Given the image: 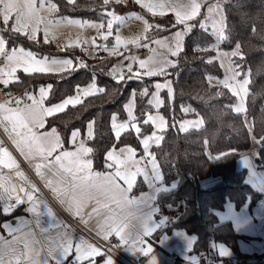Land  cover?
Masks as SVG:
<instances>
[{"label": "snow or ice", "instance_id": "snow-or-ice-1", "mask_svg": "<svg viewBox=\"0 0 264 264\" xmlns=\"http://www.w3.org/2000/svg\"><path fill=\"white\" fill-rule=\"evenodd\" d=\"M70 5L76 6L77 0H67ZM134 3L147 9L153 16L165 14V10H170L175 14V25L183 26L180 30L174 33L170 41L165 42L161 40L155 41L158 45H166L167 50L173 57H179L184 50L183 42L187 33H190L192 25L190 22L200 16L202 8H206V17L203 23L199 24L201 30L207 34L212 35L217 42L214 45L218 52V57L209 58L207 63H213L215 59L223 57L220 61L221 67H224V60H227V69L230 75L223 81L222 85L228 88L232 95L238 98L235 105L231 106L236 114L243 116L244 122L255 144L264 149V137L257 138L254 135V123L249 126L247 123V108L246 97L249 95L248 85L250 84L251 72L240 71L242 65L235 63L232 57H240L243 59L241 51V44L237 43L235 49L231 52H219V44L229 39L228 29L226 27L225 19L219 13L222 12V7L216 5L213 7L208 0H182L178 3H166L165 0H149L143 3L142 0H133ZM45 3L48 4V11H57L58 6L52 3L51 0H0V23L6 26L5 30H0V57L7 60L5 68L0 69V84L7 86L10 83L18 81L19 77L16 75L18 68L26 74H55L66 71L76 70L73 68V59L70 58H38L32 51H26L23 47L9 46V40L14 44L16 37L11 33L23 35L26 38L36 41L37 33L40 31V24L45 23L44 28V42L48 40V25L51 21H45L39 13L44 10ZM121 4L126 5L127 0H103V14L109 19L106 21L107 31L100 32L99 30L105 28V23H91L83 20L67 19L70 25H76L81 28H95L98 30L101 38L105 41L112 35L114 23L123 24L128 18L126 16L117 15L111 9L112 5ZM156 9L161 11L157 13ZM128 16L136 20H142L146 26L147 20L136 13H129ZM11 21L10 28L9 26ZM61 21H57L60 23ZM174 25V26H175ZM8 31V39L3 34ZM252 34L256 33L255 26L251 29ZM146 38V37H145ZM116 48L113 52L123 46L127 47L130 44H138L140 41L126 40L122 41L121 37H115ZM95 45V39L92 40ZM70 47L80 46L79 42H75ZM147 47V45H145ZM107 50V45L104 46ZM194 50H212V49H194ZM177 64L169 59L156 60L149 57L148 60H140L139 67L146 69L144 72H136L134 75L137 78L142 76L166 75L168 67H176ZM79 67H87L86 64L80 63ZM127 71L132 73L131 65L128 66ZM112 75H118L117 83L124 81L125 77L122 73L117 74L116 70H112ZM244 77L243 79H238ZM131 79V76L129 77ZM209 82L213 80L212 77H207ZM157 92L154 94V101L159 107L163 101L159 98V90L168 88L172 93L170 82L161 85L155 84ZM52 90V85L41 86L39 88V97L28 94L27 100L30 103H24L23 98L9 100L5 103H0V126H3L4 131L8 137L19 149L21 154L25 156L30 162H34V167L37 174L44 179L46 185L52 190L54 194L62 199V202L68 205L74 214L81 218L84 223H89L94 218L97 221L98 235H101L106 241L111 236H116L120 243L115 247H123L128 254H139L152 260L154 248L146 238L153 237L154 234L166 222L167 218H162L161 221L155 219L159 208L155 207L157 197L161 192L170 191L175 188V184L169 188L163 185V173L155 159L150 152V142L158 143L163 139L155 132L148 136L142 137L143 150L147 157V162L141 164L146 157L136 159V152L131 147L112 149L106 152L105 161L106 166L110 171L98 172L93 170V160L90 158L93 149L87 147L85 141L78 137L81 136L80 131L73 130L71 132L69 142L75 146V150H65L64 143L60 134L55 128L50 131L41 132L39 129L45 128L46 117L53 116L57 113L65 111L69 106H76L83 103V98L91 97L97 93L105 92V88L99 87L96 83H92L86 87L77 86L75 95L64 98L61 102L46 106L45 100ZM144 94L147 95V89H144ZM135 92H133V97ZM128 122H117L116 114L112 116L111 127L114 129V136L119 140L122 132L127 130H134L140 136L141 126L137 123V117L134 115L132 104L126 105ZM189 111V109H184ZM163 123V117H160ZM144 124L155 123V119L151 114L143 121ZM194 127H200L203 124L202 119L190 122ZM95 121H89L87 124V137L94 139ZM183 131H188L186 124H181ZM230 153H223L215 157L209 154V159H221L224 155ZM258 155V153H257ZM245 167H252V161L248 157L242 159ZM150 165V168H149ZM0 166L5 168H19L12 153L0 141ZM255 175V173H253ZM25 183H28L27 177L23 172H17ZM143 178L147 186L151 188L152 193H141L139 197H132L130 195L138 177ZM122 182V183H121ZM252 183L251 180L246 181ZM159 185V186H158ZM0 201H4L3 207L0 208L3 214H11L15 208L21 204L29 203L31 205L29 211L35 216L40 217L42 213L37 211L41 201H38L34 192L38 191L34 184L31 185V191L28 188L24 189L25 197L21 198L18 190L14 185L6 184L5 177L0 172ZM259 190L264 191V182L261 183ZM15 203H9L11 200ZM250 200V198H249ZM48 215L55 219V215L49 208ZM231 218V217H226ZM37 223L40 220L37 219ZM237 231L246 228L250 223L247 217H237L234 220ZM4 227L8 230L9 235L13 236L12 240H5L0 236V264H49V259L42 255L43 249H36L34 245L37 243L33 238L34 232L22 233L21 235H14L19 232V229H13L10 224H5ZM60 227V225H57ZM41 231L48 232V229L42 228ZM166 237H162V241ZM192 242L189 243L188 248L191 250ZM161 241V242H162ZM22 245V247H21ZM211 247L215 248L217 245L213 243ZM74 251V264H84L87 260L88 264H95V258L105 256V264H116L111 255L101 251V248L89 243L86 240H79L74 244L71 232L59 231L53 237H50L48 244L47 257L55 261V264H64L70 254ZM219 255H231V253L223 246H219ZM190 264H199V257H190Z\"/></svg>", "mask_w": 264, "mask_h": 264}, {"label": "trees", "instance_id": "trees-1", "mask_svg": "<svg viewBox=\"0 0 264 264\" xmlns=\"http://www.w3.org/2000/svg\"><path fill=\"white\" fill-rule=\"evenodd\" d=\"M58 6V16H76L83 19H105L103 0H77L76 6L67 0H52ZM226 15V27L229 39L219 44V48L234 50L237 43L241 44L243 59L232 57L235 63L242 65L240 71L251 72L249 95L246 97L247 114L254 123V135L264 137V0H226L222 7ZM225 19V17H224ZM186 34L184 50L177 57V66L168 67L166 75L142 76L141 78L124 75V81L116 82L110 67L115 56L105 57L88 67L55 74H26L20 71L18 81L10 83L9 89L20 90L29 86H38L52 82V90L46 101L52 103L75 92L77 86L91 81L105 88V92L83 98V103L69 106L65 111L47 118V126L55 127L67 142L73 128L85 130L89 120L95 121L94 139H89L93 149L91 157L94 166L103 169L106 166L105 155L112 146L133 144L142 150L141 139L153 132L152 123L144 124L146 115L153 110L149 103L152 83L155 79L172 77L174 96L170 100L167 90L161 93L164 102L159 110L167 117V127L163 139L153 143L151 149L163 173V182L175 184V188L159 194V201L168 200L177 210L166 225H163L154 236L176 227L184 228L195 236L193 252L210 254L211 245L224 242L233 248L234 257L244 256L238 249V233L231 221H220L216 211L223 209L231 200L240 208L250 198L254 206L263 198V193L247 183V168H239L238 161L241 151L251 145V136L244 118L235 113L233 106L236 97L222 83L209 82L207 77L222 78L224 69L219 59L207 63L209 58L218 57L214 45L215 38L201 30L199 24ZM255 26L256 33L251 29ZM8 39V31H4ZM15 42L9 40V46L20 45L33 50L38 55H55L65 52L56 51L51 42L45 43L41 38L38 43L23 35L11 33ZM73 48V47H71ZM212 49V50H194ZM147 89L148 94H144ZM135 92L134 112L141 126L138 136L134 130L122 132L119 140L114 136L111 127V116L116 114L119 119L127 118L125 104ZM186 106L191 111H184ZM192 114L201 115L203 124L200 127L183 131L177 121ZM230 153L221 159H209ZM257 166L264 173V149L259 147L256 156ZM209 176H219L215 183L203 186L201 180ZM145 189L139 179L132 189L138 192ZM183 206H178L179 201ZM231 256V257H233ZM68 264V263H64Z\"/></svg>", "mask_w": 264, "mask_h": 264}, {"label": "crops", "instance_id": "crops-1", "mask_svg": "<svg viewBox=\"0 0 264 264\" xmlns=\"http://www.w3.org/2000/svg\"><path fill=\"white\" fill-rule=\"evenodd\" d=\"M142 2L147 3V2H149V0H142ZM165 2L166 3H178V2H182V0H165ZM208 2L211 3L213 1L208 0ZM38 6H39V1H38ZM44 9H45V6H44ZM156 11H157V13H159L161 10L156 9ZM42 13H43V11H41L39 14L41 16H43ZM56 13H57V11H51L49 14V16L51 17L50 19L57 17V18H62V21H61V23H57V24L48 26V29L51 31L48 34V40H49V42H51L53 44V47H54L55 43L60 44L62 47H65L66 48L65 50H63V48H60V49L57 48L55 50L60 51V52L65 51V53H67V54L38 55L37 53H35L33 50H31L29 48H26V47H23L20 45H18V46L13 45V46L23 47L26 51L30 50L34 54H36V56L38 58L48 56L50 58H59V59L70 58V59H73V67H75V69H79V68H82V67H79V64L81 62L86 64L87 66H88V64L85 63V57H81V56L75 57L73 55L72 51H70L71 47L69 45L78 41L80 44V46H78V48L85 50L84 49L85 41H91L92 42V40L95 39V45L90 44L92 47H96L95 48L96 52H93L92 55L96 54L97 52H99V55L103 56L104 58L116 55V59L114 60L113 64L110 67L111 74H112V70L115 69L117 74L122 73L123 75H129V76H133V77H136L134 75L136 72H144L146 70V69H141L139 67V61L140 60H148L149 57H153L156 60L169 59V60H172L175 63H177V57H173L170 55V53L167 50L166 45L162 46V45H158L155 43V41H157V40H161V41H165V42L170 41L171 38L174 36V33L183 27V26L175 25V14H174V12H171L170 10H165V14H163V15L157 14L155 16H152L151 13L149 14L148 19H147L148 23H149L148 25H151V26L154 24L159 25L161 28H163V32L158 34L157 36L153 37L151 43L149 44V48H146L140 54L138 51H139V48L142 47V44L145 43V40H144L145 37L140 39V40H139V37L135 38L136 40L140 41L138 44H130L127 47L121 46L118 49V51L113 52V49L116 48V42H115L114 35L109 36L108 40L105 41L104 39L101 38L97 29H89V27L88 28H81V27L76 26V25H70L66 22L67 19H76V20H83V21H88V22H91L92 20H96V19H83V18L76 17V16H58ZM200 16H201V13H200ZM200 16L197 17L196 19L192 20L190 23L192 25L203 23L204 21L200 19ZM42 25H43V23H41L39 26L40 31L38 32L37 40L34 41L35 43H39V41H40L39 38H41L44 41V28L41 27ZM56 26L63 30V31H61L60 34H58L57 37H56L55 33L53 32ZM3 27H6V26L3 25ZM147 29H149V27ZM99 31L103 32L102 29ZM60 38L62 39L63 44H61V42L57 41V39L59 40ZM184 44H185V38H184V42H183V48H184ZM105 45H107V50H105V47H104ZM132 48H135L136 50H134L131 53L128 52V49H132ZM220 49H222V48H220ZM219 52L221 53V51H219ZM217 55H218V52H217ZM219 61H221L220 58H219ZM7 63L8 62L6 60L4 63L0 64V69L5 68ZM129 65H131V67H132V70H133L132 73H129L127 71ZM226 68L223 67V69L225 71V76L223 78L213 77L212 81L215 83H222V81L226 78V76L230 75V72ZM20 71H22V69L18 68L17 73H16L17 76H18ZM227 72L229 73V75L227 74ZM169 78L172 80V77L169 76ZM166 79H168V78L166 77ZM157 80H160V79H155L153 81V83L157 82ZM92 83H96V81H91V82H89L85 85H82L80 87H86ZM153 83H152V85H153ZM159 83H161L163 85L165 83V80H164V82L159 81ZM172 83H173V81H172ZM49 84L52 85V82H46V83H43V84L35 86V87H33V86L28 87L27 86L28 88L23 90V92H22V96H23V99L25 100V103H30V101L27 100L28 94L36 95L37 97H39V88L41 86H47ZM0 85H2V84H0ZM99 87H101V86H99ZM162 89H165V88H162ZM161 90L159 92V98L164 102V98L162 96ZM172 91H173L172 93L167 91V94H168L170 100H172L173 96H174V89ZM73 95H75V92L65 96L64 98L69 97V96H73ZM131 95H132V97L131 96L130 97H131L132 101L130 103L133 106V112H134L135 98L133 97V93ZM64 98H62L58 101L52 102V103H48L45 100V105L50 106V105L59 103ZM148 100H149V103L152 105L153 110L154 109H156V110L160 109V107L163 104L162 103L159 107H157V105L154 101V96L152 95V93L149 95ZM20 107H23V105ZM184 109H189V111H191V107H189V106H186ZM149 112H151V111H149ZM134 115H135V112H134ZM112 116H111V122H112ZM48 117L45 118L46 119L45 128L39 129V131L47 132V131H50L52 128H55V127H48L47 126V118ZM187 117L188 116H186L182 119H184V120L191 119V118H187ZM194 117H195V121L202 119L201 115H199V114L194 115ZM127 118H129L128 115H127ZM126 119L121 120L118 118L117 122L118 123L119 122H127V121H125ZM182 119H179L177 121L181 130H182L181 124H183L182 122L184 121L183 120L180 123V120H182ZM89 121H93V120H89ZM89 121L87 122V124L89 123ZM192 121L193 120L188 121L189 123L186 124V125H188V129L194 127L190 123ZM202 121H203V119H202ZM247 123L249 126H251L249 120L247 121ZM87 124H86L84 131H82L78 127L73 128L69 133V137L67 139V142H64L60 132L55 128L62 138L65 150H75V146L69 142V138H70L71 132L73 130H77V129L81 133V136L78 137V141L80 139H83L85 141L86 146L90 147V144L88 142L89 139L87 137ZM0 127L4 131L3 126H0ZM113 131H114V129H113ZM93 132H94V128H93ZM163 132H162V135H163ZM6 135H7V133H6ZM7 137H8V135H7ZM8 139H9V141H6L0 135V141H2L3 145L5 147H7L9 149V151L12 153L16 162L19 164V168L18 169L17 168H5L3 166H0V172H2L4 177H5V183L14 185L15 188L18 190V193L21 196V198L25 197V192H24L25 188H28L31 191L32 190L31 185L34 184L36 186V189H38V191H35L33 194L38 201L42 202L39 204V206L37 208V211L42 213V215L40 217H37L31 211H29L28 209H30L31 205L27 202L24 204H21L19 207L15 208V210L12 211L11 214L5 215L2 213V211H0V236H2L5 240H9V241L13 239V236L9 235L8 230L4 227V225L6 223L10 224L13 229H19L20 230L19 232L14 233V235H21L22 233L34 232L35 236L33 239L37 242L34 245V247L36 249H43L42 255H44L46 258L49 259V264H55V261L51 260L50 257H47L49 239H50V237L55 236L57 234V232L62 231V230L71 232L73 240H74V244L78 243L79 240L83 239V240H86L95 246L100 247L101 251L105 252L103 250V248L98 243L93 242L92 240L87 238L85 235L80 233L75 227L70 225L64 219L63 215L61 214V212L58 209L57 204H59L61 207H63L71 215H74L75 217H77V216L74 214V211L70 210V208L68 207L67 204L62 202V199L60 197H58L56 194H54L52 192V190L46 185L44 179H42L37 174L35 167H34V162H30L28 159H26L25 156L23 154H21L19 149L16 148V146L12 142V140L9 137H8ZM113 147H115L117 150L120 148L131 147L136 152V157H135L136 159L139 160L141 157H145L144 156V150L142 147V139H141V147H142L141 151H139L138 148H136L133 144H130V143L123 144L120 146H112L110 149H112ZM257 149H258V146H256L254 151H253V149H249V148L242 150L241 156L239 158L240 161L242 160V158L248 157L250 160L253 161V163H252L253 166L258 168L257 162H256V156H257L259 149L258 150ZM210 154H211V156L215 157V154H212V153H210ZM90 158L92 159L91 156H90ZM144 163H146V159L141 161V164H144ZM238 167L243 168L245 166L243 163H242V166H240V163H239ZM93 170L98 171V172L110 171V169H108L107 166H105V168H103V169H98L94 166V163H93ZM18 171L23 172L24 175L27 177V180H28L27 184L25 183V181L20 176L17 175ZM247 171H248L247 172V180H251L252 183H250V184L254 187L255 185H257L256 184L257 172L256 171L250 172L248 168H247ZM253 173H255V175ZM139 179L143 180L142 176L138 177L137 181ZM219 179H220L219 176H209V177L201 180V184L206 187L208 185L215 183ZM143 182L145 184V189L138 191V192H135V193L131 191L130 195L132 197H139L141 193H152L153 190L147 186V184L144 180H143ZM163 185L168 186L169 188L172 186L171 183H165V182H163ZM0 192H2V189H0ZM261 192L263 193V198L260 199L254 206H251L250 200H248L245 204H243L242 207L237 208L233 201L228 200L223 209L216 211L219 220L220 221H231L235 230H236V227H235L234 220L237 217H247L250 220V223L248 224V226L246 228H243L241 231L236 230L238 233L243 235V237H240L238 239V249L247 258V262L245 264H264V191H261ZM158 201H159V196L157 197V200L155 202V207H157L156 205H157ZM9 203H15V200L13 199V200L9 201ZM3 204H4V201H0V208L3 207ZM49 208L52 210L53 214L55 215V219H53L51 216L48 215ZM164 217L167 218V222L164 225H166L173 218V216H170L169 214L158 212L155 219H157V221H161L162 218H164ZM226 217H231V218H226ZM77 218L84 223V221L81 218H79V217H77ZM37 219L40 220L39 224L37 223ZM84 224L86 226H88L91 230H93L94 232H96V233L98 232L99 225L97 224V221L95 218L92 221H90L89 223H87V224L84 223ZM57 225H60V227H57ZM42 228L48 229V232L41 231ZM114 237H115L114 243L117 245L120 242L116 236H114ZM162 237H166V239H164L162 241ZM193 238H195V236L193 234L188 233L184 228L176 227L170 231H164L158 237L153 236V237H149L146 239L148 240L149 243H151L153 245V248H154L153 259L155 260V264H177L176 260L173 259L171 256V253H173V252H176L179 254L180 262H181L180 264H190L189 258L190 257H192V258L197 257V254L195 252H193L195 240L192 243L191 250H189V248H188V245L190 242H192ZM215 245H217V247L213 248V250L210 253L211 256H213V257H231L234 255L232 246H230L224 242H215ZM220 245H223L231 253V255L220 256L219 255V246ZM21 247H22V245H21ZM119 248L123 253L128 254L124 250L123 247H119ZM108 255H110V254H108ZM131 255H133L135 257L139 256V254H131ZM256 255L257 256L262 255V256L257 257ZM111 256L115 260L116 264H124L123 260L121 258H118V257L113 256V255H111ZM105 259H106L105 256L96 257L95 258V264H105ZM72 262H75L74 251L72 254L69 255V257L67 258V260L64 263L72 264ZM84 264H88V261L85 260ZM145 264H152V260H148V258H146Z\"/></svg>", "mask_w": 264, "mask_h": 264}, {"label": "rangeland", "instance_id": "rangeland-1", "mask_svg": "<svg viewBox=\"0 0 264 264\" xmlns=\"http://www.w3.org/2000/svg\"><path fill=\"white\" fill-rule=\"evenodd\" d=\"M39 1V0H38ZM213 2H211L210 4H212L213 5V7H215L216 5H219V6H221V7H223V5H224V1H226V0H212ZM51 2L52 3H55L54 1H52L51 0ZM127 2H129V7H127V8H123V5H121V4H115V5H118L119 7H120V9L118 10V11H116L115 9H114V5H112L111 6V9L112 10H114L115 12H116V14L117 15H120V16H126V17H128L126 20H125V22L123 23V24H119V23H114L113 24V29H112V35H114V37H116L117 35H119L120 37H121V40L122 41H126V40H133V39H135V38H138L139 37V40L140 39H142V38H144V37H146V38H144V40H145V43H143L142 44V49L143 50H145L146 48H149V44L151 43V41H152V39L153 38H151V39H148L147 38V33L146 32H148L147 30V28H148V26H146L145 25V23L142 21V20H136L135 18H133V17H130V16H128V14L129 13H136V14H138V15H140V16H142L143 18H144V20H147L148 19V16H149V12L147 11V9H145V8H143V7H141L140 5H138V4H136V3H134L133 2V0H127ZM56 4V3H55ZM48 9V4L47 3H45V9L43 10V16L42 17H44L45 18V21L47 22V21H51L52 23L51 24H49L48 26H50V25H54V24H57V21H62V18H53V19H50L51 17L49 16V14H50V12L51 11H48L47 10ZM202 12H201V16H200V19L201 20H205V17H206V15H207V13H206V8H202V10H201ZM219 15L222 17V20L224 19V13H223V11L221 12V13H219ZM153 16V15H152ZM107 19H109V17H107V16H105V19H101V20H92L91 21V23H105V28L104 29H102L103 30V32H106L107 31V26H106V21H107ZM147 22H148V20H147ZM10 23H11V21H10ZM61 23V22H60ZM149 24V23H148ZM10 26H11V24L9 25V26H7V27H9L10 28ZM41 27H43V28H45V23H43V25L41 26ZM6 29V27H3V24L2 23H0V30H5ZM89 29H95V28H90L89 27ZM53 31V30H52ZM61 31H63L62 29H60V28H58L57 26L55 27V29H54V33H55V35H56V37L58 36V34H60L61 33ZM51 31L48 29V34L50 33ZM4 34V33H3ZM37 35H38V33H37ZM57 41H59V42H61V44H63V41H62V39L60 38L59 40L57 39ZM39 44V43H38ZM90 44H92V42L91 41H85V44H84V49L85 50H83V49H81V48H78V47H73V48H71L70 49V51H72V53H73V55L76 57V56H81V57H85V63H87L88 64V66H90L91 64H93V63H96V62H98L99 60H102L104 57L103 56H100L99 55V52H97L96 54H94V55H92V53L93 52H96L95 51V48L96 47H92ZM145 45H147V47L145 46ZM54 49H60V48H63V50H65L66 48L65 47H62L60 44H56L55 43V45H54ZM134 50H136L135 48H132V49H128V52H133ZM219 51H221V53H223V52H231L232 50H228V49H220L219 48ZM65 52V51H64ZM61 54H67V53H61ZM48 57V56H47ZM98 58H100L99 60H97ZM220 58V60H222L223 59V57H219ZM224 64H225V68L227 67V64H228V62H227V60H224ZM87 66V67H88ZM73 68H75V67H73ZM227 69V68H226ZM227 71V70H226ZM227 74L229 75V73L227 72ZM118 76V75H117ZM224 76H225V71H224ZM223 76V77H224ZM222 77V78H223ZM227 77V76H226ZM168 79H166V77H164V78H162V79H160V80H157V82H155V83H153V85H152V91H151V93H152V95L154 96V94L157 92V89L155 88V84H157V83H159V81H161V82H164V80H165V83L166 82H170V86H171V89L173 90V83H172V80L169 78V77H167ZM213 78V77H212ZM244 77H239L238 79H243ZM249 78V77H248ZM50 82V81H49ZM164 83V84H165ZM159 84H161V83H159ZM162 85V84H161ZM28 87H25V88H23L24 90L25 89H27ZM167 91H169L168 90V88H165ZM161 90V89H160ZM160 90H159V92H160ZM248 90H249V87H248ZM173 92V91H172ZM150 93V94H151ZM131 97H132V95H131ZM131 97L127 100V102H126V104L125 105H128L132 100H131ZM236 97V96H235ZM237 101H238V98L236 97V100H235V104L237 103ZM246 103V102H245ZM126 107V106H125ZM126 112H127V109H126ZM148 114H151L153 117H154V119H155V123L153 124L152 123V125H153V132H155L158 136H162V132L164 131V129L167 127V124H168V121H167V117L163 114V112L161 111V110H159V109H154V110H152L151 112H148L147 113V115ZM128 115V114H127ZM160 117H163V123H161V121H160ZM186 117V116H185ZM146 118H147V116H146ZM187 118H191V119H188V120H184V119H182V120H180V123H181V121H183L182 123L183 124H188L189 122L188 121H191V120H193L192 122H195V117L192 115V114H190V115H188V117ZM128 120H129V118H127L125 121H127L128 122ZM249 120V122H250V125H252V123H253V121H252V118H250L249 116H248V114H247V121ZM138 123V122H137ZM179 126V125H178ZM188 126V125H187ZM180 128V127H179ZM153 132H151L150 134H152ZM150 134H147V135H145V136H148V135H150ZM253 135V134H252ZM161 141V140H160ZM159 141V142H160ZM152 143H156V142H150V152H151V154H152V156H154L155 157V154H154V152L152 151V149H151V145H152ZM256 146H258V149H259V145H257V144H255L254 143V141L252 140V138H251V145L248 147L249 149H253V151L255 150V148H256ZM142 147H143V145H142ZM247 148V149H248ZM257 149V150H258ZM144 156L146 157V154H145V152H144ZM155 159H156V157H155ZM243 159V158H242ZM156 161H157V159H156ZM252 161V160H251ZM146 162H147V157H146ZM157 163H158V161H157ZM239 163H240V166H242V160L240 161V159H239V161H238V165H239ZM252 163H253V161H252ZM159 165V164H158ZM149 168H150V165H149ZM248 169H249V171L250 172H252V171H256L257 172V175H256V184L257 185H255L254 186V188H257L258 190H259V187L261 186V183L262 182H264V173H263V171H262V169H260L259 167L257 168V167H255V166H253V164H252V167L251 168H249V167H247ZM179 205L178 206H183L184 205V201H182V200H180L179 201V203H178ZM174 206H173V204L171 203L170 204V208H173Z\"/></svg>", "mask_w": 264, "mask_h": 264}, {"label": "built area", "instance_id": "built-area-1", "mask_svg": "<svg viewBox=\"0 0 264 264\" xmlns=\"http://www.w3.org/2000/svg\"><path fill=\"white\" fill-rule=\"evenodd\" d=\"M129 2H127L126 5H123V8L129 7ZM114 9L118 11L120 7L118 5H114ZM163 32V28H161L159 25H152L149 27L147 32V38L151 39L158 34ZM143 49L139 48V54L142 53ZM6 61L5 58L0 57V64L4 63ZM24 89L20 90H14L9 89L7 86L0 85V103H4L9 100H15L17 98H23L22 92ZM25 103V100L23 99V102L20 106H22ZM0 135L2 138L6 141H9L6 133L2 130L0 127ZM171 202L168 200H161L157 202V207L159 208V212L169 214L170 216H176L177 210L173 207L170 208ZM59 211L63 215L64 219L73 227H75L80 233L85 235L87 238L92 240L93 242L98 243L103 250L113 256H116L118 258H121L123 260L124 264H145L146 258L142 255H139L137 257L131 255V254H125L123 253L119 247H115L116 244L114 243L115 237L111 236L109 240L103 239L102 236L98 235L96 232L91 230L88 226H86L81 220H79L74 215H71L69 212H67L63 207H61L59 204H57ZM171 256L173 259L176 260L177 264H180V256L178 253L173 252L171 253ZM197 257H199V264H245L247 262V258L245 256H235V257H213L210 254L207 253H199L197 254ZM74 264V262H72Z\"/></svg>", "mask_w": 264, "mask_h": 264}, {"label": "water", "instance_id": "water-1", "mask_svg": "<svg viewBox=\"0 0 264 264\" xmlns=\"http://www.w3.org/2000/svg\"><path fill=\"white\" fill-rule=\"evenodd\" d=\"M257 256V255H256ZM262 256V255H261ZM261 256H257V257H261Z\"/></svg>", "mask_w": 264, "mask_h": 264}]
</instances>
